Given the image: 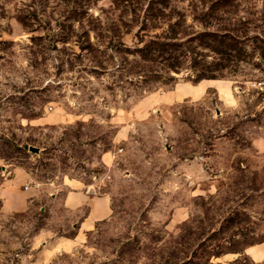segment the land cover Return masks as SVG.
<instances>
[{"label": "rangeland", "instance_id": "1", "mask_svg": "<svg viewBox=\"0 0 264 264\" xmlns=\"http://www.w3.org/2000/svg\"><path fill=\"white\" fill-rule=\"evenodd\" d=\"M262 78L264 0H0V264H264Z\"/></svg>", "mask_w": 264, "mask_h": 264}, {"label": "crops", "instance_id": "2", "mask_svg": "<svg viewBox=\"0 0 264 264\" xmlns=\"http://www.w3.org/2000/svg\"><path fill=\"white\" fill-rule=\"evenodd\" d=\"M176 93V95H171ZM184 93L182 90L171 91L169 96H174V98H179ZM175 100V99H174ZM91 188V187H89ZM0 195L4 196L2 189H0ZM64 203L70 207H79L84 204H89V209L87 214L79 221V229L89 230L96 222L107 217L111 211V198L108 194H92V192L79 187H74L69 190L64 196ZM22 205H18L10 200L4 198L2 205V212H9L14 209H21Z\"/></svg>", "mask_w": 264, "mask_h": 264}, {"label": "trees", "instance_id": "3", "mask_svg": "<svg viewBox=\"0 0 264 264\" xmlns=\"http://www.w3.org/2000/svg\"><path fill=\"white\" fill-rule=\"evenodd\" d=\"M205 37H207V38H209L208 39V41H206L205 43L207 44V45H210V47H212L213 48V44H215V43H219V44H223L224 43V40H222V39H219L218 38V35H216V34H212V33H208V32H205V33H202L201 35L199 34L198 36H197V38H199L200 40H202V41H204V39H205ZM229 38V40H234V38L233 37H228ZM190 40H192V39H190ZM169 47H171L172 48V51L173 50H177V46H176V43H168V42H165V43H163L162 45H161V47L159 48L160 50H161V52H163V50H168L169 49ZM227 47L228 48H232V44L229 42V41H227ZM215 50V49H214ZM176 52V51H175ZM217 52H222V51H217ZM171 55H169V56H173V53H170ZM185 54V53H184ZM173 58L174 59H176V57L175 56H173ZM207 69H204V70H202V72L200 73V78H205V77H209V78H211V77H214V76H211V75H208L207 74V71H206ZM2 205V204H1Z\"/></svg>", "mask_w": 264, "mask_h": 264}, {"label": "built area", "instance_id": "4", "mask_svg": "<svg viewBox=\"0 0 264 264\" xmlns=\"http://www.w3.org/2000/svg\"><path fill=\"white\" fill-rule=\"evenodd\" d=\"M253 88L255 89L258 97L260 98V102L264 105V78L255 80L253 82Z\"/></svg>", "mask_w": 264, "mask_h": 264}, {"label": "water", "instance_id": "5", "mask_svg": "<svg viewBox=\"0 0 264 264\" xmlns=\"http://www.w3.org/2000/svg\"><path fill=\"white\" fill-rule=\"evenodd\" d=\"M30 149H31V150H33V151H36V152H38V151H39V148H38V147H36V146H30Z\"/></svg>", "mask_w": 264, "mask_h": 264}]
</instances>
